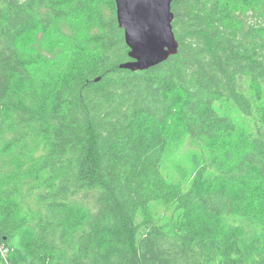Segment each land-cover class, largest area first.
Segmentation results:
<instances>
[{"label": "trees", "instance_id": "trees-1", "mask_svg": "<svg viewBox=\"0 0 264 264\" xmlns=\"http://www.w3.org/2000/svg\"><path fill=\"white\" fill-rule=\"evenodd\" d=\"M101 1L0 0V264H264V0H173L179 52L139 72ZM74 15L73 64L32 71L21 41Z\"/></svg>", "mask_w": 264, "mask_h": 264}, {"label": "rangeland", "instance_id": "rangeland-1", "mask_svg": "<svg viewBox=\"0 0 264 264\" xmlns=\"http://www.w3.org/2000/svg\"><path fill=\"white\" fill-rule=\"evenodd\" d=\"M110 5L108 0H102L97 11L106 16H110ZM117 15V9H116ZM95 33L93 26L85 24V20L74 15L69 20L59 23L50 31H37L27 35L20 44L21 52L24 54L28 66L32 71L42 73L55 69L69 68L73 64L76 52L79 50V43L84 39H89ZM177 124V119L175 120ZM228 146L233 150L231 161L235 160V149L231 142ZM199 152V148L185 145H174L170 152V158L166 163V171L170 174L169 178L172 183L178 178L179 170L176 164L187 167L185 157L188 152ZM249 204L251 210L264 216V185L256 183L249 192ZM160 212L166 210L162 205L156 207Z\"/></svg>", "mask_w": 264, "mask_h": 264}, {"label": "water", "instance_id": "water-1", "mask_svg": "<svg viewBox=\"0 0 264 264\" xmlns=\"http://www.w3.org/2000/svg\"><path fill=\"white\" fill-rule=\"evenodd\" d=\"M114 1L117 21L124 30L132 59L122 64V69L149 70L178 54L179 43L173 30V0Z\"/></svg>", "mask_w": 264, "mask_h": 264}, {"label": "built area", "instance_id": "built-area-1", "mask_svg": "<svg viewBox=\"0 0 264 264\" xmlns=\"http://www.w3.org/2000/svg\"><path fill=\"white\" fill-rule=\"evenodd\" d=\"M0 251H2L3 252V249L0 247Z\"/></svg>", "mask_w": 264, "mask_h": 264}]
</instances>
